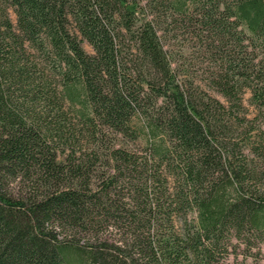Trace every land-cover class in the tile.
Returning <instances> with one entry per match:
<instances>
[{
  "label": "trees",
  "instance_id": "16d2710c",
  "mask_svg": "<svg viewBox=\"0 0 264 264\" xmlns=\"http://www.w3.org/2000/svg\"><path fill=\"white\" fill-rule=\"evenodd\" d=\"M155 1L215 57L228 110L178 80L134 1L0 0V264H244L232 239L264 245V132L233 114L244 89L264 105V0ZM135 118L142 160L112 147L92 183L94 153L57 159Z\"/></svg>",
  "mask_w": 264,
  "mask_h": 264
},
{
  "label": "rangeland",
  "instance_id": "374dc122",
  "mask_svg": "<svg viewBox=\"0 0 264 264\" xmlns=\"http://www.w3.org/2000/svg\"><path fill=\"white\" fill-rule=\"evenodd\" d=\"M134 1L132 7L136 10L138 19L151 20L154 28L160 35V39L167 52L168 59L173 68V72L178 75V80L185 87L192 90L201 91L210 95L214 99L222 102L228 110L229 103L225 98L214 91L208 84L211 74L217 70L215 57L206 51L205 43L200 42L194 36L191 27L179 28V22L172 17L171 13L164 8V5H156L155 0H130ZM167 1V0H166ZM165 3L167 4V2ZM8 13L13 23L15 15L12 7H8ZM256 46L255 54L259 59H264V45L260 42H254ZM81 46L85 52L91 54L93 51L90 45L85 41H81ZM241 105L237 109H233V114L246 118L248 126H254L256 129L264 132V105L258 106L253 101L252 93L249 89H244L241 94ZM67 107V106H66ZM141 119H134L130 132L126 135L117 134L104 128L103 132L95 133V137H90L84 129L81 135L78 134L76 139L65 144L58 141L53 144L56 148V155L59 161L65 159L66 154L75 151L76 155L82 154L83 158L90 157L93 164L92 171L89 174L90 181L97 183L101 176L105 175L109 170V155L112 147H119L138 156L142 160L148 154L150 140L146 136V131L142 128ZM254 130L252 134H255ZM94 135V134H93ZM78 139V141H77ZM17 190V188H16ZM188 215L195 216L194 210L189 211ZM260 247V249H259ZM231 255L229 261L233 263L244 264H264V245L251 246L246 249L243 242L237 239L231 240Z\"/></svg>",
  "mask_w": 264,
  "mask_h": 264
}]
</instances>
